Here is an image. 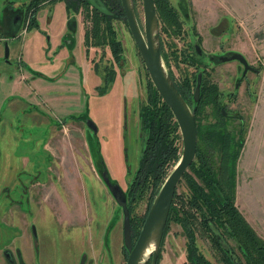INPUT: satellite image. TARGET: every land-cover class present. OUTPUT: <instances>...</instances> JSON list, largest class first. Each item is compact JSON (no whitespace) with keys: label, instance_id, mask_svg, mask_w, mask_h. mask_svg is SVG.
Masks as SVG:
<instances>
[{"label":"rangeland","instance_id":"1","mask_svg":"<svg viewBox=\"0 0 264 264\" xmlns=\"http://www.w3.org/2000/svg\"><path fill=\"white\" fill-rule=\"evenodd\" d=\"M24 1L0 0V264H126L123 210L102 174L125 195L134 243L161 181L150 177L143 187L135 185L141 182L137 172L147 135L141 111L148 103L147 86L154 85L127 22L118 19L111 24L123 48L119 59L104 43L90 45L94 67L83 68L82 75L79 69L65 72L63 58L50 64L42 47L47 36L56 40L60 35L61 16L48 25L43 17L52 5L47 3L39 12L41 19L24 31L30 19ZM132 2L143 29V1ZM169 2L177 23L165 19L155 4L165 69L178 85L189 80L193 94V80L201 73L196 124L204 129L214 123V111L225 117L217 130L230 133L232 151L240 150L230 168L235 204L264 238V0ZM81 18L79 13V23L89 27L91 22ZM18 21L23 22L21 32L10 41L17 32L14 26L7 31L6 24ZM235 53L242 54L255 71L231 59ZM223 56L229 59L222 60ZM193 104L194 100L189 106ZM87 119L95 123L96 132L87 126ZM177 133L181 137L180 130ZM173 141L178 151L168 160L163 178L181 157L182 139L175 136ZM188 177L202 184L189 166L175 189L178 209L183 200L179 196L190 192ZM132 190L134 198L128 202ZM215 191L220 197L221 192ZM198 224L193 223L197 248L212 264H222ZM168 226L157 264H189L183 228L174 221ZM223 246L231 249L234 242L227 240ZM234 255L236 264H245L238 251Z\"/></svg>","mask_w":264,"mask_h":264},{"label":"trees","instance_id":"2","mask_svg":"<svg viewBox=\"0 0 264 264\" xmlns=\"http://www.w3.org/2000/svg\"><path fill=\"white\" fill-rule=\"evenodd\" d=\"M42 1L29 0L25 6L27 16L30 15V26L36 24V13L42 6ZM81 1L67 0V11H77L79 2ZM103 1L108 10L113 13L112 15H105L94 9L90 16L85 12L84 19L91 23L85 29L84 42L87 47L107 43L113 56L119 59L123 48L121 42L116 38V31L111 21L112 19H118L126 22V17L120 0ZM154 3L160 9V13L164 14V17L166 16L165 19L170 23L172 21L173 23H177L178 17L174 13L169 0H154ZM74 29H68V32L70 31L71 34L67 32L65 39L69 38L73 41L72 34L75 31ZM33 73L39 77L44 76L40 72ZM195 82L196 79L193 80V85H195ZM202 83L200 91L203 89ZM189 84H191L189 80L180 85L175 83L181 96L190 105L192 104L193 93L190 90ZM206 88L203 90L204 95L207 90ZM147 90L148 103L143 105L141 111L147 135L145 136L143 160L137 172L141 182L135 183V185L143 187L152 177L154 179L161 177V181L155 186L153 191L154 198V195L157 194L166 179L165 177L163 178V172L165 174V170L169 165L167 164L168 160L170 157L174 159L178 151L174 145L175 140L173 141V138L176 136V138L181 139V137L177 133L179 127L169 106L162 100L151 83L148 84ZM208 94L212 97L211 91ZM201 101L199 100L198 103L194 102L193 104L197 123H199L198 119L201 113ZM214 106L216 108L215 103H213ZM214 115L216 116L214 123L205 126L204 129H200V126L197 124L195 162L193 161L190 166L202 184L188 177L190 192L183 196V198L179 196L183 199L180 200V209L176 207L174 193L164 234L169 229V222L174 221L180 224L187 238L186 256L189 264H212L195 244V225H197V222L207 233L213 247L218 250L219 259L222 264H236L234 253H237V251L241 255L237 256L243 257L245 264H264V238H261L256 233L235 204L234 173L230 168L232 162L236 163L240 150L232 151L230 133L225 132V129H223V132L217 130V127L220 128L222 126L225 117L216 111H214ZM72 117L74 119H81L80 115ZM216 151H218V154H216ZM135 189L138 190V187ZM215 189L221 192L220 197L216 194ZM133 198L134 191L132 190L131 198H129L128 202H131ZM152 201L153 199L150 200V203ZM150 203L149 206L151 205ZM181 210L182 213L179 215L178 211ZM227 240L234 242V246H231V249L223 246V242L226 243ZM158 259H160V256Z\"/></svg>","mask_w":264,"mask_h":264},{"label":"water","instance_id":"3","mask_svg":"<svg viewBox=\"0 0 264 264\" xmlns=\"http://www.w3.org/2000/svg\"><path fill=\"white\" fill-rule=\"evenodd\" d=\"M89 1L99 11L105 14H110V11L102 2L97 0ZM142 1L144 10L143 29L137 20L132 0H121V4L129 31L138 48L145 69L147 70L154 87L162 100L169 106L178 124L182 139V153L178 162L167 175L162 186L154 197L139 235L134 243L131 236L130 214L125 195L118 184H111L105 173L102 174L110 192L115 198L117 204L120 205L123 210V241L124 246L128 251L126 264H147L148 259H150V264H157L159 250L176 186L185 170L193 162L197 147L195 107L193 106L191 108L184 100L170 74L165 69L160 51L158 18L154 0ZM197 50L200 51L199 48H197ZM8 53L9 51L6 44L5 57L8 56ZM230 58L239 60L245 67V70L254 69V67L249 65L247 60L240 53H235L231 55ZM221 59L228 60L229 56H223ZM201 77L202 75L199 73L197 75L193 94L194 102L199 101L200 86L202 83ZM87 125L91 126L93 131L96 132L97 127L94 125L93 121H88ZM151 244L153 245V249L149 253L148 258H145V252Z\"/></svg>","mask_w":264,"mask_h":264},{"label":"crops","instance_id":"4","mask_svg":"<svg viewBox=\"0 0 264 264\" xmlns=\"http://www.w3.org/2000/svg\"><path fill=\"white\" fill-rule=\"evenodd\" d=\"M51 5H52V8L49 9L50 13L46 16V14H45L46 12H45L43 19H45V21L48 23V25H50V23L53 20L58 18V17L56 18V15L59 14L61 16V22L58 23V28H57L58 31L57 32L60 35L59 36L56 35L57 39L56 40L52 39L53 35L47 36L46 45L44 44V46L42 47V50H44L45 56L47 58H50L51 61H52V63H50V64H54L55 65L57 60L63 58V59L66 60V65H68L67 71H65V72H71L72 70L79 69L80 72H81V75H82L83 72H84L83 68H86L89 71L93 70L94 65H93V62H92V59H91L92 58V53L89 52V55L86 56L85 48L82 45L84 29H83V25H81L79 22H78V25H77V32H76L77 33L76 34V45L73 48L72 52H68V50L65 47H62L60 49L58 48V51L55 50L57 48V46L61 43L62 35L66 31V19H67V16H66L65 7H64L63 2L57 1L55 3H52ZM41 10L45 11L44 8H42V9H40L38 11V13H37V21L41 19L40 16H39V12ZM15 30H16V27H15ZM48 30L50 32V29L45 30L47 34L49 33ZM31 31H32L31 34H33V33H35L36 30H31ZM27 33H29V32H27ZM17 36H18V32H17V35L15 37H17ZM15 37L10 39V41H12ZM45 40H46V38H45ZM52 40H54V42H52ZM47 42L49 43L48 47H47ZM91 50H92V48H91ZM61 96H63V95H61ZM236 186H238V185H236ZM237 188L238 187H236V192H237Z\"/></svg>","mask_w":264,"mask_h":264},{"label":"flooded vegetation","instance_id":"5","mask_svg":"<svg viewBox=\"0 0 264 264\" xmlns=\"http://www.w3.org/2000/svg\"><path fill=\"white\" fill-rule=\"evenodd\" d=\"M28 1L29 0H25L24 1V3H25V6L27 5V3H28ZM57 1H59V2H63V4H64V7H65V12H66V16H67V19H66V31H65V33L62 35V38H61V43L57 46V48H62V47H65L67 50H68V52H72V50H73V48L75 47V45H76V37H74L73 38V41H71L69 38H66L65 39V34H67V32H68V29L69 28H75L74 30H76L77 31V25H78V22H79V19H78V14L79 13H81L82 14V18L84 19V17H83V14H84V10L91 16V14L93 13V11H94V9H96L91 3H90V1L89 0H82L81 2H79V5H78V8H77V11H70V12H68L67 11V9H66V3H67V0H43L42 2H41V7L39 8V10L40 9H42L43 7H45V5H47V3H50V4H52V3H55V2H57ZM97 1H100V2H102L103 3V5L104 6H106L105 4H104V1L103 0H97ZM23 6H24V4H23ZM122 6V5H121ZM25 8V7H24ZM108 9V8H107ZM38 10V11H39ZM97 11H99L98 9H96ZM25 11H26V9H25ZM99 12H101V11H99ZM38 13V12H37ZM37 13H36V22H37ZM50 12L49 11H47V15L49 14ZM101 13H103V12H101ZM112 11H110V14H105V13H103V14H105V15H112ZM46 14V13H45ZM125 14V13H124ZM19 17V16H18ZM20 17H22V15L20 16ZM30 18V17H29ZM81 18V19H82ZM16 20V19H15ZM29 21L26 23L27 24V28L24 30V28L22 29V31L24 30V31H26V30H28L29 28H30V19H28ZM22 21V20H21ZM21 21H18V23L16 24V25H13V23H8V25L6 24V26H7V31H11L12 29H13V26H15L16 27V32H18V33H20L21 32V28H22V23L23 22H21ZM71 21H73V22H71ZM127 22V21H126ZM5 23V22H4ZM80 24H83V23H80ZM3 27V26H2ZM83 29H84V31H83V42H82V45H83V47L85 48V53H86V56H88L89 55V52L90 53H92L93 52V50H91V48H90V46L89 47H87L86 45H85V42H84V39H85V29L86 28H84V25H83ZM23 31V32H24ZM68 34H71V32L69 31L68 32ZM13 37H15V36H13ZM133 38V37H132ZM4 43H5V45H6V42L4 41ZM48 45H49V43H48ZM9 51V50H8ZM8 55H9V53H8ZM8 57V56H7ZM67 67H68V65H66V67H65V69H67ZM255 69V68H254ZM254 69H249V70H251V71H255ZM46 78H48V77H46ZM50 79V78H49ZM174 81V80H173ZM175 83V82H174ZM88 121H92V120H90V119H87L86 120V124H87V122ZM94 123V122H93ZM94 125H95V123H94ZM87 126H89V125H87ZM96 126V125H95ZM89 128H91V126H89ZM104 180V179H103ZM127 202V201H126ZM127 207H128V205H127ZM129 214H130V212H129ZM131 224V223H130ZM132 241H133V239H132ZM124 242V241H123ZM5 255H6V257H10V253H8L7 251L5 252ZM150 264V263H149Z\"/></svg>","mask_w":264,"mask_h":264},{"label":"bare ground","instance_id":"6","mask_svg":"<svg viewBox=\"0 0 264 264\" xmlns=\"http://www.w3.org/2000/svg\"><path fill=\"white\" fill-rule=\"evenodd\" d=\"M152 249H153V245L151 244V245L147 248V250H146V252H145V258L148 257V255H149V253L152 251Z\"/></svg>","mask_w":264,"mask_h":264}]
</instances>
